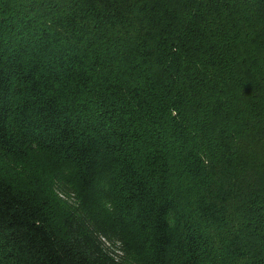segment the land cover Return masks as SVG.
Listing matches in <instances>:
<instances>
[{
  "label": "trees",
  "instance_id": "1",
  "mask_svg": "<svg viewBox=\"0 0 264 264\" xmlns=\"http://www.w3.org/2000/svg\"><path fill=\"white\" fill-rule=\"evenodd\" d=\"M0 264H264V0H0Z\"/></svg>",
  "mask_w": 264,
  "mask_h": 264
}]
</instances>
